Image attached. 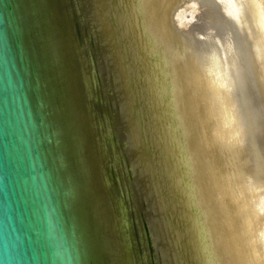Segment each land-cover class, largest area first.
<instances>
[{"label": "water", "instance_id": "95a60500", "mask_svg": "<svg viewBox=\"0 0 264 264\" xmlns=\"http://www.w3.org/2000/svg\"><path fill=\"white\" fill-rule=\"evenodd\" d=\"M0 264H264L240 0H0Z\"/></svg>", "mask_w": 264, "mask_h": 264}, {"label": "rangeland", "instance_id": "374dc122", "mask_svg": "<svg viewBox=\"0 0 264 264\" xmlns=\"http://www.w3.org/2000/svg\"><path fill=\"white\" fill-rule=\"evenodd\" d=\"M264 69V0H240Z\"/></svg>", "mask_w": 264, "mask_h": 264}]
</instances>
